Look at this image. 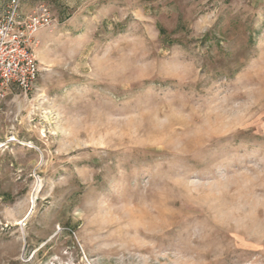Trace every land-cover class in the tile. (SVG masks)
I'll return each instance as SVG.
<instances>
[{
	"label": "rangeland",
	"instance_id": "rangeland-1",
	"mask_svg": "<svg viewBox=\"0 0 264 264\" xmlns=\"http://www.w3.org/2000/svg\"><path fill=\"white\" fill-rule=\"evenodd\" d=\"M20 1L0 264H264V0Z\"/></svg>",
	"mask_w": 264,
	"mask_h": 264
},
{
	"label": "built area",
	"instance_id": "built-area-1",
	"mask_svg": "<svg viewBox=\"0 0 264 264\" xmlns=\"http://www.w3.org/2000/svg\"><path fill=\"white\" fill-rule=\"evenodd\" d=\"M53 23L44 4L24 13L20 0H10L0 12V88L16 86L25 93L31 90L38 76L32 47L39 44V31L51 28Z\"/></svg>",
	"mask_w": 264,
	"mask_h": 264
},
{
	"label": "crops",
	"instance_id": "crops-1",
	"mask_svg": "<svg viewBox=\"0 0 264 264\" xmlns=\"http://www.w3.org/2000/svg\"><path fill=\"white\" fill-rule=\"evenodd\" d=\"M7 2H8V0H0V12H2V11H4V9H5V7L7 6L6 4H7ZM21 10L22 11H28V10H30V11H32L31 9H25L22 5H21Z\"/></svg>",
	"mask_w": 264,
	"mask_h": 264
}]
</instances>
